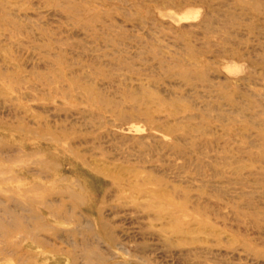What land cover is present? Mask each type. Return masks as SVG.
<instances>
[{
	"label": "rangeland",
	"instance_id": "374dc122",
	"mask_svg": "<svg viewBox=\"0 0 264 264\" xmlns=\"http://www.w3.org/2000/svg\"><path fill=\"white\" fill-rule=\"evenodd\" d=\"M0 264H264V0H0Z\"/></svg>",
	"mask_w": 264,
	"mask_h": 264
}]
</instances>
